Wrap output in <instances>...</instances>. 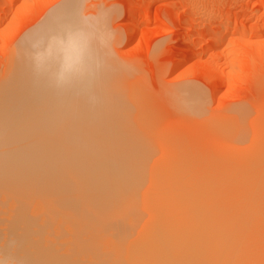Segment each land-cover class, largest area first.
Listing matches in <instances>:
<instances>
[{
	"label": "bare ground",
	"instance_id": "obj_1",
	"mask_svg": "<svg viewBox=\"0 0 264 264\" xmlns=\"http://www.w3.org/2000/svg\"><path fill=\"white\" fill-rule=\"evenodd\" d=\"M78 2L55 6L0 79V264H264L255 231L264 154L251 152L248 125L244 134L235 117L208 113L204 92L174 90L188 114L230 138V170L247 171L215 177L193 172L187 156L138 122L108 63L92 84L67 92L31 76L19 49L44 39ZM208 78L218 89V74Z\"/></svg>",
	"mask_w": 264,
	"mask_h": 264
},
{
	"label": "rangeland",
	"instance_id": "obj_2",
	"mask_svg": "<svg viewBox=\"0 0 264 264\" xmlns=\"http://www.w3.org/2000/svg\"><path fill=\"white\" fill-rule=\"evenodd\" d=\"M64 1L0 0V79L5 76L11 57L23 38ZM85 6L93 14L99 10L108 24L118 30L120 46L110 53L108 66L112 83L127 99L129 110L137 116L138 122L140 119L146 127L155 128L160 139L187 156L193 172H215V177L218 171L221 176L227 172L231 174L229 165L234 162L231 161L234 151L231 147L230 150L225 148L230 142L223 140L225 135H218V139L215 135L219 131L211 132L212 128L208 126L207 129L201 118L188 114L181 107L173 92L183 86L204 92L208 113L215 118L233 119L234 123L239 122L243 132L249 127L246 135L252 142L259 139L262 142H259L261 145L252 144L249 139L248 145L255 149L251 152H260L259 158H262L264 0H79L76 10ZM229 18L236 22L228 26ZM242 25L248 26L246 31H241ZM186 54L190 57L184 60ZM208 72L218 74V89L209 80ZM253 129L259 133H256L257 141L255 133H251ZM246 135L243 136L245 141ZM257 161L264 162V159ZM224 162H228L227 170ZM257 171L258 174L263 172ZM235 172L246 174L247 171L234 170L232 174ZM263 179L260 180L263 182ZM257 181L255 189H260L262 194L261 198L258 195L260 200H256L255 231L259 236L257 242L261 244L258 247L262 246L259 252L263 251L264 255V182ZM229 184L222 186L243 188L240 183ZM251 186L253 188L255 182Z\"/></svg>",
	"mask_w": 264,
	"mask_h": 264
},
{
	"label": "clouds",
	"instance_id": "obj_3",
	"mask_svg": "<svg viewBox=\"0 0 264 264\" xmlns=\"http://www.w3.org/2000/svg\"><path fill=\"white\" fill-rule=\"evenodd\" d=\"M120 46L119 33L98 10H75L44 39L19 49L31 76L48 89L67 92L92 84L103 72L110 53Z\"/></svg>",
	"mask_w": 264,
	"mask_h": 264
}]
</instances>
